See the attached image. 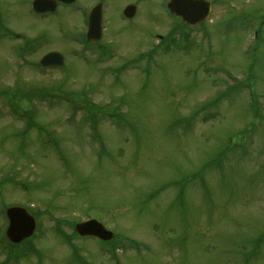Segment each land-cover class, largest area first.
Masks as SVG:
<instances>
[{
  "label": "rangeland",
  "instance_id": "1",
  "mask_svg": "<svg viewBox=\"0 0 264 264\" xmlns=\"http://www.w3.org/2000/svg\"><path fill=\"white\" fill-rule=\"evenodd\" d=\"M167 1L104 0L98 62L80 38L98 0L46 18L0 0L10 37L37 49L19 57L26 42L0 30V237L6 205L40 221L31 242H0V264H264V0H219L201 30ZM50 50L64 68L39 67ZM88 218L114 230L117 254L70 238Z\"/></svg>",
  "mask_w": 264,
  "mask_h": 264
},
{
  "label": "water",
  "instance_id": "2",
  "mask_svg": "<svg viewBox=\"0 0 264 264\" xmlns=\"http://www.w3.org/2000/svg\"><path fill=\"white\" fill-rule=\"evenodd\" d=\"M65 3H72L75 0H59ZM203 0H170L169 7L173 13L182 16L189 23H197L205 18L208 14L209 5ZM34 10L38 13L53 12L57 9V1L55 0H35L33 3ZM134 8H128L126 14L131 16ZM101 5L93 9L88 39L98 40L101 38L102 25H101ZM44 66H59L63 64V57L60 53L53 52L46 55L41 62ZM11 224L8 229V237L18 242L23 238L30 236L34 230V221L31 216L19 207L10 208L8 211Z\"/></svg>",
  "mask_w": 264,
  "mask_h": 264
},
{
  "label": "trees",
  "instance_id": "3",
  "mask_svg": "<svg viewBox=\"0 0 264 264\" xmlns=\"http://www.w3.org/2000/svg\"><path fill=\"white\" fill-rule=\"evenodd\" d=\"M48 93H49L48 90H44L43 92L37 94L36 97L39 98V97L41 96V97L46 98V97H48V95H46V94H48Z\"/></svg>",
  "mask_w": 264,
  "mask_h": 264
}]
</instances>
